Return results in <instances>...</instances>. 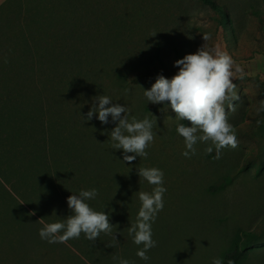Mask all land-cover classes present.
<instances>
[{"label":"rangeland","instance_id":"rangeland-1","mask_svg":"<svg viewBox=\"0 0 264 264\" xmlns=\"http://www.w3.org/2000/svg\"><path fill=\"white\" fill-rule=\"evenodd\" d=\"M58 3L65 0H15L11 13H17L7 27H20L16 16L24 18L33 6L50 12ZM81 3L83 23H89L85 1ZM213 3L101 0L102 9L116 12V19L102 16L105 20L99 18L95 31L85 27L77 32L68 19L60 25L70 38L68 59L55 68V77L50 78L40 103L49 117H63L68 123L54 142L55 157L65 160L62 175L79 184L80 190L97 188L99 195L89 203L96 210L111 213V232H102L97 239L108 240L109 251L102 242L100 252L93 255L88 244L92 241L81 237L69 241L81 242L83 250L98 264H118L120 257L131 264H212L214 257L226 261L231 256L240 264H264V0ZM220 10L227 12L229 28L222 26ZM3 26L0 40L12 34ZM102 29L105 35L100 37ZM75 33L85 37L79 40ZM205 43L227 51L235 65L244 69L242 77L236 73L233 81L238 96L234 110L226 105L237 146L223 149L220 159L215 158V150L206 154L204 144L197 145L196 155L185 158L184 139L176 126H190V122L175 119L177 114L170 107L148 103L144 96V89L151 88L159 73L171 78L178 71L174 62L180 54L194 53ZM156 52L166 67L155 59ZM103 94L111 96L113 103L126 104L129 119L147 116L157 121V135L146 149V159L137 157L124 163L123 150L111 147L114 123L102 125L95 118L84 123L83 115L92 107L93 98ZM70 156L86 162L77 170ZM141 167L162 169L167 187L164 208L152 226L157 246L148 252V261L136 255L138 246L128 236V227L135 222L140 207L138 191H151L153 187L139 177L137 170ZM57 193L69 196L61 187ZM2 246L0 264H25L24 256L18 261L9 259L10 248Z\"/></svg>","mask_w":264,"mask_h":264},{"label":"trees","instance_id":"trees-1","mask_svg":"<svg viewBox=\"0 0 264 264\" xmlns=\"http://www.w3.org/2000/svg\"><path fill=\"white\" fill-rule=\"evenodd\" d=\"M82 1L65 0V3L52 7L50 12L33 6L24 14V18L16 16L20 23L16 30L7 27L9 21L6 23L5 29L12 34L1 41L8 60H17L21 66L17 69V80L13 67L8 72V83L0 87L7 94L0 96V255L4 251L2 245H7L10 248L9 259L12 257L18 261L24 256L27 260H24L25 264H98L94 257L83 250L81 242L72 244L69 242L72 239H69V243L49 244L39 236L42 227L40 219L49 222L71 214L67 198L57 193L59 187L69 196L73 194L71 190L76 193L81 188L79 184H72V179L65 174L62 175L65 160L60 161L55 157L54 142L59 139L60 129H64L68 123L64 122L63 117L58 116L57 120L51 114L49 117V111L40 103V96L46 95L44 90L50 78L55 77V68L68 59L66 46L70 38L65 33L66 28L60 25L68 19L77 32L85 27L95 31L99 18L105 20L102 16L113 17V20L117 18L116 12L112 14L110 8L102 9L101 0H84L90 22L83 23L82 15L85 12L82 11ZM205 1L213 3L214 0ZM219 12L222 26L229 28L227 12ZM69 14V17H65ZM104 32L102 29L100 37L105 35ZM84 37L78 35L79 40ZM156 53L155 59L161 67H166L159 52ZM183 57L180 54V58ZM71 159H75L71 161L77 170L86 162L79 160L78 156ZM80 237L88 240L83 233ZM97 239L88 243L92 246L93 255L100 250L102 242L106 244L105 251L110 246L108 240ZM223 264L240 262L231 256Z\"/></svg>","mask_w":264,"mask_h":264},{"label":"clouds","instance_id":"clouds-1","mask_svg":"<svg viewBox=\"0 0 264 264\" xmlns=\"http://www.w3.org/2000/svg\"><path fill=\"white\" fill-rule=\"evenodd\" d=\"M204 39L206 41L207 37ZM174 66L178 71L171 78L159 73L150 89L143 88L144 96L148 103L170 107L177 114L175 119L190 122V126L184 123L176 126V132L184 139L182 155L185 158L196 155L197 145L204 144L206 154L215 150V158L220 159L223 149L237 146L226 105L229 110H234L233 102L238 96L235 94L233 81L236 73H240L242 77L244 69L235 65L233 57L227 51L210 47L206 43L194 53L177 59ZM113 101L106 94L94 97L92 107L83 115L84 123L94 118L102 125L114 123L116 126L110 132L111 147L123 150L124 163H130L137 157L146 159V149L154 143L157 135L154 131L157 121L154 122L147 116L143 119L132 116L129 119L130 109L127 105ZM137 172L140 178L153 187L151 191H138L140 207L135 222L128 227V236L138 246L136 255L141 260L148 261V252L157 246L152 226L164 208L167 187L162 169L141 167ZM72 193L67 198L70 215L49 222L40 219L42 227L39 229V236L49 244L78 239L82 233L86 239L95 241L102 232L109 233L112 230L111 213L105 209L96 210L89 203L99 195L97 188ZM118 264L131 262L120 257ZM212 264H223V260L214 257Z\"/></svg>","mask_w":264,"mask_h":264},{"label":"crops","instance_id":"crops-1","mask_svg":"<svg viewBox=\"0 0 264 264\" xmlns=\"http://www.w3.org/2000/svg\"><path fill=\"white\" fill-rule=\"evenodd\" d=\"M12 4L13 1L11 0H0V34L4 32L2 28L3 24H5L6 21L13 19V14L11 13ZM1 41L2 39L0 40V87L8 83V72L9 69H13V67L16 70L15 79L17 80V69L19 68V66H21V64H18L17 60H8L7 55H5V51H3ZM0 96H7V94L6 92H2L0 89ZM4 184L7 185L5 181Z\"/></svg>","mask_w":264,"mask_h":264}]
</instances>
